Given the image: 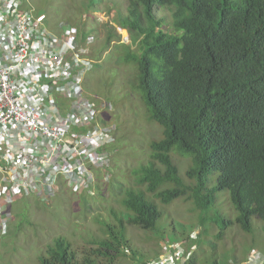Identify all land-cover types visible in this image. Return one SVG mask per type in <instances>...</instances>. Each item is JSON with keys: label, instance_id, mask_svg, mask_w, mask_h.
I'll list each match as a JSON object with an SVG mask.
<instances>
[{"label": "trees", "instance_id": "16d2710c", "mask_svg": "<svg viewBox=\"0 0 264 264\" xmlns=\"http://www.w3.org/2000/svg\"><path fill=\"white\" fill-rule=\"evenodd\" d=\"M125 2V11L109 10L121 28L140 37L139 50L130 48L125 59L137 64L149 119L163 127V138L151 142V160L136 171L146 191H126L128 212L113 211L116 223L104 221V237L76 245L58 236L37 264H115L128 255L130 225L158 228L165 212L152 197L164 204L186 197L202 221L214 210L217 191L227 190L244 231H252L254 217L264 221V0ZM161 11L168 13L158 17ZM173 152L190 158L191 184ZM215 170L216 186L208 188ZM167 183L172 186L161 190ZM187 264H198L197 256Z\"/></svg>", "mask_w": 264, "mask_h": 264}, {"label": "rangeland", "instance_id": "374dc122", "mask_svg": "<svg viewBox=\"0 0 264 264\" xmlns=\"http://www.w3.org/2000/svg\"><path fill=\"white\" fill-rule=\"evenodd\" d=\"M24 9L43 13L45 26L60 33L64 23L76 26L79 41L89 48L93 67L84 77V89L100 110L103 124L114 126L115 141L106 148L110 154L107 180L102 171L90 190L79 194L65 190L51 201L36 195L17 199L11 206L13 220L4 228L0 244V264H37L58 236H66L74 244H89L92 238L106 235L107 223H116L113 211L126 216L123 198L128 189L146 191L138 183V168L152 158L151 142L163 138V127L148 117L145 103L138 88V67L134 60H126L130 51L139 50L140 37L130 29L121 28L115 19V10H126L125 0H104L102 5L90 6L91 0H24ZM101 9V11L96 9ZM111 11V12H110ZM166 13L161 11L158 17ZM168 21L172 23V18ZM180 173L188 184L190 158L178 152L172 154ZM107 175V174H106ZM218 171L210 176L208 188L216 186ZM171 184L160 187L167 189ZM159 189V190H160ZM154 196V194H152ZM214 210L200 221L203 214L186 197L170 204L155 199L165 212L156 230L138 226L128 227V255L115 264H141L162 252L163 243L169 241L175 247L191 242L196 245L198 264H229L244 260L254 249L264 253V221L254 217L251 232L235 223L237 211L227 190L217 191ZM214 214L217 218L213 220ZM221 218L232 224L226 225ZM216 221V222H214ZM200 230L197 239L192 232ZM136 256V257H134ZM148 258V259H147Z\"/></svg>", "mask_w": 264, "mask_h": 264}, {"label": "built area", "instance_id": "2783aa9c", "mask_svg": "<svg viewBox=\"0 0 264 264\" xmlns=\"http://www.w3.org/2000/svg\"><path fill=\"white\" fill-rule=\"evenodd\" d=\"M24 4L0 0V244L17 199L47 202L64 188L83 193L97 180L96 169L110 180L106 147L115 141L114 126L103 124L84 89L94 62L77 27L50 31L46 15ZM199 234L197 228L190 238ZM184 245L167 241L141 264H187L196 245ZM229 264H264V253L254 249Z\"/></svg>", "mask_w": 264, "mask_h": 264}, {"label": "clouds", "instance_id": "9594fccd", "mask_svg": "<svg viewBox=\"0 0 264 264\" xmlns=\"http://www.w3.org/2000/svg\"><path fill=\"white\" fill-rule=\"evenodd\" d=\"M98 177H99V175H98ZM98 177H97V179H98ZM97 182V181H96ZM90 190V189H89ZM79 194H81V193H79Z\"/></svg>", "mask_w": 264, "mask_h": 264}]
</instances>
